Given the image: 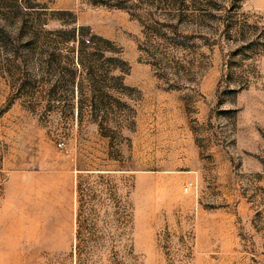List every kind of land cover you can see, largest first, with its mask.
<instances>
[{
	"label": "rangeland",
	"instance_id": "1",
	"mask_svg": "<svg viewBox=\"0 0 264 264\" xmlns=\"http://www.w3.org/2000/svg\"><path fill=\"white\" fill-rule=\"evenodd\" d=\"M0 264H264V0H0Z\"/></svg>",
	"mask_w": 264,
	"mask_h": 264
},
{
	"label": "trees",
	"instance_id": "2",
	"mask_svg": "<svg viewBox=\"0 0 264 264\" xmlns=\"http://www.w3.org/2000/svg\"><path fill=\"white\" fill-rule=\"evenodd\" d=\"M78 43H79V46H80L81 48H84V43L79 42V41H78ZM88 43L90 44L91 41L88 40ZM78 60H79L80 63H81V54L79 55ZM78 88H79V91H80V93H81V91H82L81 83L78 84Z\"/></svg>",
	"mask_w": 264,
	"mask_h": 264
},
{
	"label": "built area",
	"instance_id": "3",
	"mask_svg": "<svg viewBox=\"0 0 264 264\" xmlns=\"http://www.w3.org/2000/svg\"><path fill=\"white\" fill-rule=\"evenodd\" d=\"M63 144H58V147L62 148Z\"/></svg>",
	"mask_w": 264,
	"mask_h": 264
}]
</instances>
